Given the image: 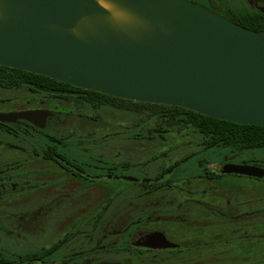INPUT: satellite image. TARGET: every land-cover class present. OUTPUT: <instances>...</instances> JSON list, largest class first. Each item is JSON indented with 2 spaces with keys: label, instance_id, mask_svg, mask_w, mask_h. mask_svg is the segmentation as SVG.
I'll use <instances>...</instances> for the list:
<instances>
[{
  "label": "flooded vegetation",
  "instance_id": "obj_1",
  "mask_svg": "<svg viewBox=\"0 0 264 264\" xmlns=\"http://www.w3.org/2000/svg\"><path fill=\"white\" fill-rule=\"evenodd\" d=\"M203 1L208 6L194 2L217 13L230 6L264 14L234 7L233 0ZM1 101L25 106L0 112L45 109L52 114L45 120H0V264H264L262 225L255 218L261 209L252 207L255 198L249 192L225 198L210 185L227 175H245L227 172L225 165L264 167V152L219 144L186 120L166 116L163 123L133 129L139 141L135 153L157 149L151 159L169 164L129 180L121 173L124 152L98 142L96 130L85 128L92 121L64 127L62 112L54 110L66 102L68 115L77 119L86 106H112L98 107L82 96L78 101L46 95ZM30 103L40 105L31 108ZM104 123L102 128L113 129ZM141 139L147 143L140 144ZM181 150L184 156L174 160ZM190 161L196 166L181 171ZM121 179L139 186L120 187L114 181Z\"/></svg>",
  "mask_w": 264,
  "mask_h": 264
},
{
  "label": "water",
  "instance_id": "obj_2",
  "mask_svg": "<svg viewBox=\"0 0 264 264\" xmlns=\"http://www.w3.org/2000/svg\"><path fill=\"white\" fill-rule=\"evenodd\" d=\"M0 65L264 125V33L192 0H0ZM51 114L0 112V120ZM224 170L264 177L258 165Z\"/></svg>",
  "mask_w": 264,
  "mask_h": 264
},
{
  "label": "trees",
  "instance_id": "obj_3",
  "mask_svg": "<svg viewBox=\"0 0 264 264\" xmlns=\"http://www.w3.org/2000/svg\"><path fill=\"white\" fill-rule=\"evenodd\" d=\"M194 1L207 4L203 0ZM227 7L229 12L218 8L217 10L245 27L264 33V14ZM0 86L4 88L31 86L33 90L36 88L44 90V95L48 98L75 97L78 101L82 96L98 107L105 105L126 110L132 114L131 128L151 127L155 122L163 123L167 116L177 120H186L192 127L202 130L222 145L239 146L244 149L264 148V125L240 124L211 117L182 106L138 102L114 97L95 90L82 89L43 74L4 65H0Z\"/></svg>",
  "mask_w": 264,
  "mask_h": 264
},
{
  "label": "rangeland",
  "instance_id": "obj_4",
  "mask_svg": "<svg viewBox=\"0 0 264 264\" xmlns=\"http://www.w3.org/2000/svg\"><path fill=\"white\" fill-rule=\"evenodd\" d=\"M230 1V0H229ZM234 7H242L246 6L248 8H256L259 10H262L264 12V3H258L255 0H233L232 2ZM6 96H16L17 98H24V97H29L33 98V100H41L44 95L43 94H35L32 91L28 90V88H19V89H14V90H9V89H0V111H12V110H18L22 107L25 106V104H22L20 102H3L1 99L6 98ZM36 102V101H35ZM53 105H49V107L54 108V105H56L55 102H52ZM40 104H33L30 103L29 106L31 108H35L36 106H39ZM64 106H59L57 109H54L55 111H60L62 112V120H65L64 127H71L78 123L79 120V125L81 124V120H85L87 122H91L92 124L90 125H85V128H91L95 129L97 134L96 138L98 142H103L104 144H110L111 146L114 147V149H118L123 151V155L119 159L120 162H125L126 167L124 170L121 171L123 172L124 175L126 176H133L137 178H142L144 176H147L148 173L145 172L149 168L160 166L161 164L168 165L169 161H163L162 159L159 160H153L151 159V154H156L158 150L156 148L151 149L150 151H153L156 149L154 152L146 153L143 155H140L139 153H135V148L136 145L138 144L139 141H136V138L134 137V129L127 127L131 125L130 119L132 118V114L129 111L122 110L119 108L115 107H110L106 109H99L97 110L96 108H93L91 106H86L84 107V112H81L76 115L77 119H73L72 115H68V112L71 110V106L68 105V103H64ZM91 113V114H87ZM102 117H100V115ZM64 117V118H63ZM72 117V118H71ZM103 121H101V119ZM104 121L107 123L109 122V127L113 129H105L102 127H106ZM76 134L74 135V137ZM147 139H141L140 144L147 143ZM76 141H70V144H75ZM88 143V142H86ZM140 146V145H139ZM159 148V147H157ZM160 149V148H159ZM252 153H256L261 155V153L264 152V148H255L251 149ZM186 151H179L178 154L175 155V159H179L184 154ZM158 155V154H157ZM220 159H216V161H219ZM240 160H234L233 162H239ZM196 166V162L190 161L189 163H186L183 165L180 170H188V168H194ZM212 170V168H209ZM200 170V169H199ZM151 171L154 173V168L151 169ZM152 172H150V175H152ZM187 173V172H183ZM118 183V186L120 187H127V186H136L138 187V183H134L131 181L127 180H116L114 181ZM211 187H216L219 191L222 192V194H225L226 197H230V195L233 197V193H239L243 196H248L254 197L255 201L252 203L253 208H259L261 209L260 214H257L255 216L256 221L258 224L262 225V237L261 238L264 243V177L263 178H255V177H250L246 175H237V174H232V175H227L222 179L215 180L214 182H210ZM260 228V227H259ZM228 264V263H226ZM240 264H246V263H240ZM258 264V263H257Z\"/></svg>",
  "mask_w": 264,
  "mask_h": 264
},
{
  "label": "bare ground",
  "instance_id": "obj_5",
  "mask_svg": "<svg viewBox=\"0 0 264 264\" xmlns=\"http://www.w3.org/2000/svg\"><path fill=\"white\" fill-rule=\"evenodd\" d=\"M105 5H107V6H108L109 4L105 3Z\"/></svg>",
  "mask_w": 264,
  "mask_h": 264
}]
</instances>
